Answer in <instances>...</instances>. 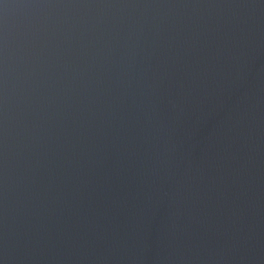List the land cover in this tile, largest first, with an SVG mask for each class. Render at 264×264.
<instances>
[{
  "label": "water",
  "instance_id": "1",
  "mask_svg": "<svg viewBox=\"0 0 264 264\" xmlns=\"http://www.w3.org/2000/svg\"><path fill=\"white\" fill-rule=\"evenodd\" d=\"M0 264H264V0H0Z\"/></svg>",
  "mask_w": 264,
  "mask_h": 264
}]
</instances>
